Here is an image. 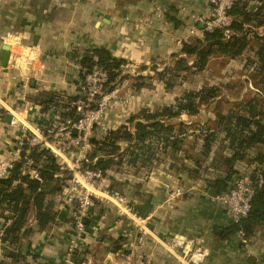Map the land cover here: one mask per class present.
<instances>
[{
    "label": "crops",
    "instance_id": "crops-1",
    "mask_svg": "<svg viewBox=\"0 0 264 264\" xmlns=\"http://www.w3.org/2000/svg\"><path fill=\"white\" fill-rule=\"evenodd\" d=\"M33 1L37 0H24L21 7L14 5L13 0H0V44L8 45L4 65L0 57V159L12 153V142L22 135L20 122L29 125V118L44 113L38 102H22L20 93L24 86L29 93L42 89L73 92L79 57L73 59L71 47L84 51L92 46H105L113 56L131 62L170 59L182 52V41L201 33L196 17L211 12L208 0H59L57 5H51V0H40L44 5L25 6ZM26 14L59 17L46 21L33 19L29 24L28 18L22 17ZM104 15L107 21L101 18ZM69 21L81 32L79 35L68 28ZM142 90L141 86L137 91ZM132 102L130 106L115 103L108 109L106 117L111 121V128L138 109H133ZM14 119L16 123L9 125ZM169 163L156 162L137 182L139 203L143 204L141 212L150 215L145 242L139 248L145 256L141 264H179L169 249V243L177 236L189 239L193 248L207 247L205 264H264L262 234L256 232L247 245L240 242L237 234L219 238L215 230L220 231L229 222L222 206L200 183L181 197H175L172 191L177 184ZM174 174L189 178L183 168ZM205 181L207 186L211 184V180ZM27 222L35 228L32 217ZM100 223L103 224L95 218L85 227L78 239L83 249L89 247L93 251ZM58 229L53 221L21 238L22 250L24 242H28L25 264H61L65 245L59 240ZM127 233L129 229L124 235ZM8 260L0 242V261ZM109 261L105 264H113Z\"/></svg>",
    "mask_w": 264,
    "mask_h": 264
},
{
    "label": "trees",
    "instance_id": "trees-1",
    "mask_svg": "<svg viewBox=\"0 0 264 264\" xmlns=\"http://www.w3.org/2000/svg\"><path fill=\"white\" fill-rule=\"evenodd\" d=\"M230 11L235 16L232 23L234 33L225 37L220 29L207 30L201 27L200 37L182 41L181 51L193 56L192 64L187 65L185 58L179 57L173 65L164 67L162 71L155 70V73L165 80L169 88L173 83L170 76L180 69L200 70L213 53L236 57L249 48L253 53L246 57L245 64L254 65L250 75L261 92L231 101L225 110L220 109L219 105L229 100L218 98L209 101L208 105L214 113L213 124L200 125L196 132L189 129L190 125L180 115L197 112L199 104L215 96L220 86L185 89L173 102L154 108L142 107L130 113L119 125L97 137H91L90 149L81 163L83 166L100 170L102 174L110 169H130L133 174L139 175L142 170L148 171L170 154L173 156L169 163L172 172L183 168L191 177L202 165L198 158H194V151H197L212 159L209 168L215 169V174L207 179L217 187V193L233 182L235 165L239 163L247 165L257 162L254 169L261 167L264 178V32L259 34L251 28L264 24V0H235ZM251 34L255 39L253 44L248 39ZM124 62L125 58L113 56L105 46H92L86 48L78 58V76L83 78L96 64L105 70V84L111 87ZM143 78L139 75V79ZM142 85L143 80L135 82L134 86L139 88ZM54 95L55 92L48 91L46 98L37 99L41 111L48 108V103L59 106ZM74 96L76 94L69 97ZM72 110L60 107V115L72 116ZM192 135L194 140L189 143L188 137ZM214 153H219L218 159L211 156ZM27 159L31 160L28 168L35 171L37 177L23 166ZM216 161L222 163L223 169L215 165ZM69 176V170L56 161L47 147L28 145L22 139L19 157L12 162L7 175L0 177V217L8 220L3 226L0 242L4 256L9 259L0 261V264H25L24 259L29 251L23 252L21 238L54 221V196L59 194L65 178ZM29 217L34 219L35 228L27 222ZM83 223L87 224L86 219ZM257 227L264 234V179L253 194L248 214L238 222L229 221L220 231L216 229L215 234L225 239L242 231L250 239ZM123 240L124 237L114 239L117 243L111 250L119 249Z\"/></svg>",
    "mask_w": 264,
    "mask_h": 264
},
{
    "label": "rangeland",
    "instance_id": "rangeland-1",
    "mask_svg": "<svg viewBox=\"0 0 264 264\" xmlns=\"http://www.w3.org/2000/svg\"><path fill=\"white\" fill-rule=\"evenodd\" d=\"M23 1L24 0H13V4L22 7ZM57 1L59 0H51V5H57ZM32 4L44 5V2L37 0L33 1V3L26 4L25 6H30ZM51 5H49V7ZM51 9H53V6H51ZM16 17H19V15L17 14ZM22 17L28 18L26 23L32 24L33 19H43L46 21L50 18H56L59 16L56 14H26L22 15ZM106 17L107 16L104 15L101 18L105 19L104 21H107ZM54 22L60 21L56 20ZM67 23L68 28L72 32H75L76 35L81 33L75 30L76 28L74 27L72 21ZM251 28L259 34L264 32V24L260 26H252ZM200 36L201 33L191 36L188 40H193L194 38ZM248 39L250 44L254 43L255 39L252 34L249 35ZM77 48V46L71 47L70 52L74 55L73 59L75 57H79L83 52ZM252 53V50L249 48H247L244 53L236 57H231L221 53H213L209 55L208 61L203 69H180L176 74L170 76L172 77L171 79L173 83L169 88L166 87L165 80L160 78L155 73V70L162 71L164 67L173 65L175 60L179 57L185 58L187 65H191L193 56L181 52L170 59L163 57L153 58L148 63L125 61L120 65L118 73L114 81L111 83V87H109L110 84L106 85L104 82L100 90L95 93L99 94V96L96 97L95 94L93 95V98H95L94 103L100 101L99 108L90 111L91 106L94 103L90 105H86L84 103L81 104L79 108L80 114L88 116L89 118L91 117L92 120L91 126L86 129L85 135L79 131L76 132V137H72L66 135L65 133L60 134L56 128H53V131L45 136V140L51 142V144L55 147L53 145L52 146L59 151V154L56 156L57 162L62 166H68L72 173L71 178H65L59 194L54 196V206L52 208L54 218H57V220L54 219L55 225L59 227V240H61V242L65 245L64 253L61 255V264H105L108 260H110L109 262H112L113 264H141V260L143 261L145 257L143 256L144 252L139 249L141 245L135 248H130L125 245L128 237L130 236V238H132L137 230H135V227L130 224L129 217L125 213L126 211L124 207V205H126L135 211H141L143 204L139 203L140 184L137 182L138 180H142V178L139 177H144V170H142V173L140 172L139 175H135L132 171H130V169H110L101 177L91 178L93 184L99 189H103V182H107V189L112 194L113 198H105L103 195L100 198H95L90 193V197L93 198L91 207L85 208L80 206L84 200V185H87V175L86 166H83L80 161H78V158H80L85 151L90 149L91 145L88 141L89 138L97 137L103 133V130L111 128V121H109L106 117L108 109H110V107L115 103L120 104V106H124V104L128 103V106H130L131 103L133 104L132 101H134V105H132V107L133 109L138 107V109L135 110V112H137L143 106L154 108L165 103L173 102L174 98L180 95L185 89L196 90L205 86H220V89L215 96H210L208 101H204L199 104L197 112L182 113L180 115V118L185 123L190 125L189 129L198 132L200 125L208 124L211 126L213 124L214 113L213 109L208 105L209 101L218 98L229 100L228 103H220L219 105L220 109L225 110L230 106L229 104L231 101L248 98L253 96L255 93L261 92L250 75L253 71L254 65L245 64L246 57ZM74 61L77 62L76 60ZM76 66L79 68V63ZM139 75H142L144 78L139 79ZM94 77H97V74H95ZM141 80H143V90L139 92L137 91L138 88H135L134 85L135 82H139ZM74 81L75 83L72 93L66 92L65 90H55L54 96L56 97L59 106L48 103V110L44 111V113L39 115V117H35L36 119L27 118L30 121L29 124L34 126V123H37L40 124L42 129H45V127L50 125L53 120H61L62 116L59 113L60 107L64 110H69V108L72 110L73 103L71 99L73 97L70 98L69 96H73L77 93L76 88L78 86L83 85L84 88H86L92 84L91 79H89L88 82H84L78 75L75 76ZM21 91V100L24 104V100L28 102L34 100L35 102H38L36 99L46 98L47 92V90L42 89L36 91L35 93H29L26 86H24ZM121 109L124 110V108ZM72 113L75 114L73 110ZM125 119L126 118H124L122 122H124ZM9 125L14 124L9 123ZM57 125L62 126L63 123ZM21 129L24 130V127H21ZM64 130L65 129H62L60 131ZM200 137L203 138V136ZM188 139L189 143H192L194 136L192 135L188 137ZM120 144L122 143L120 142ZM219 150L221 151L220 147ZM251 154L253 155V152H251ZM213 155L215 157L214 159H218L219 153L211 154L212 157ZM194 158H198L202 165L198 167V172H194L193 176L189 178L180 177L177 174H174V172H172L169 168L172 176L174 177L173 179L175 183L179 186H184L187 190H189V188L194 189L195 186L193 185L198 183L202 184V186L207 189L210 185L215 186L213 183L207 186L205 181L207 177H212L213 174H215V169L212 170L209 168L212 161L211 157L202 156L197 151H194ZM171 159H173V156L169 154V156L163 159V161L170 162ZM186 162L189 163L188 160ZM30 163L31 161H26L23 166H25V168L32 173L33 171L28 168ZM256 164L257 162H252L247 165L244 163L236 164V174L243 170H253V167ZM189 165L192 166V163H189ZM215 165L223 169V165L219 161H216ZM72 187L75 188L68 191V188ZM186 192L188 191H185L175 197H181ZM116 197H119V199H116ZM80 212H83L81 216ZM142 213L148 214L147 212H143V210ZM80 217L86 219L87 221V224L82 223V229L75 227V221ZM95 218H97L98 222L103 223H100V228L96 233L98 240L93 244V251L89 247L83 249L78 239L82 237L85 227L88 225L90 220H94ZM106 225H109L107 229ZM128 229L130 230V233L124 235V232ZM259 230L260 228L257 227L256 232L261 233L264 237V234ZM119 237H124V240L121 242L119 249L112 251L111 248L116 246L117 243L113 240ZM252 240V237H250V239L248 238V243L252 242ZM40 256L41 255H38L37 257Z\"/></svg>",
    "mask_w": 264,
    "mask_h": 264
},
{
    "label": "built area",
    "instance_id": "built-area-1",
    "mask_svg": "<svg viewBox=\"0 0 264 264\" xmlns=\"http://www.w3.org/2000/svg\"><path fill=\"white\" fill-rule=\"evenodd\" d=\"M208 2L211 6L210 14H200L196 17V21L199 22L201 24V27L204 29H220L222 30L225 37H229L232 33H234L232 29V23L235 20V16L233 15V13H231L230 10L234 5L235 0H208ZM95 74H97V77H94ZM80 79L84 82H88V80L91 79L92 84L91 86H87L86 88H84L83 85H80L76 88V96L71 99L73 103L72 109L75 114L72 113V116H62L61 120L58 121L53 120V122H51L50 125L46 126L45 129H42L40 127V124L37 123H34V126H31L30 124L28 125L20 122V124L23 125L22 127H24V130H22V135L12 142V153L0 159V177L7 175L9 168L12 166V162L19 157L22 139H24L28 145H39V147H47L56 159L59 151L54 148L55 146L51 144V142L45 140V136L53 131V128H56L60 134L65 133L66 135L72 137H76V132L79 131H81L82 134L85 135L86 129L91 126L92 120L91 117L89 118L88 116L80 114L79 108L82 103L86 105L94 103L95 98H93V95L96 93V91H99L102 84L106 82V72L98 65L93 64L90 70L84 74V77ZM95 96L98 97L99 94H95ZM99 105L100 101L95 102L91 106L90 111L99 108ZM15 120L16 119H14V122L13 120H10V124L16 123ZM60 123H63V125L58 126L57 124ZM62 129L65 130L60 131ZM104 131L105 130H103V132ZM86 153L87 151H85L82 156L78 158V161H80V163H82V160L86 159ZM26 161L31 160L27 159ZM62 167L69 170V178H71V169L66 165ZM260 169L261 167L259 169H254L253 167V170L248 169L238 172L235 175L233 182L230 183V185H228L225 190L220 191L215 196H213V198H215L222 206L229 221L238 222L241 218L245 217L248 214L251 208L253 194L255 193L256 189L263 183L264 178ZM30 174L34 177H37L35 171ZM86 175L87 185H84V200L83 203L80 204V206L85 208L91 207L93 198L90 197V193L95 198H100L102 195L105 196V198H113L112 194L107 189V182H103V189H99L93 184L91 178L101 177L102 175H104L100 170H92L86 167ZM74 188L75 187L68 188V191ZM185 191H187V188H185L184 186L176 185L173 188L172 192L175 196H178ZM116 199H119V197H116ZM124 207L126 211L124 212L129 217L130 224H132L135 227V230H137L132 238H130V236L128 237L125 245L130 248H135L145 242V236L148 232V221L150 215L142 213L141 211H135L131 207H127L126 205H124ZM82 213L83 212H80V216ZM83 220L84 218L81 217L77 219L75 221V227L78 229H82ZM7 221L8 220L2 219L0 223V236L3 231V226L5 223H7ZM236 234L239 236V240L241 243L245 245L248 244V237H246L242 231H238ZM199 241L202 242L203 238H199ZM169 249L174 253V256L177 258L179 264H205L206 257L208 255L207 247L199 246L193 248L190 244L189 239L183 236L175 237L174 240L169 243Z\"/></svg>",
    "mask_w": 264,
    "mask_h": 264
},
{
    "label": "water",
    "instance_id": "water-1",
    "mask_svg": "<svg viewBox=\"0 0 264 264\" xmlns=\"http://www.w3.org/2000/svg\"><path fill=\"white\" fill-rule=\"evenodd\" d=\"M255 5V4H253ZM7 49H8V45L6 43H2L0 44V57H1V64H5L6 62V58L8 56V52H7ZM7 117H9V115H7ZM217 187L216 186H213V185H210L209 188H208V195L210 196H215L217 194ZM27 247H28V242L25 241L24 244H23V252H25L27 250Z\"/></svg>",
    "mask_w": 264,
    "mask_h": 264
}]
</instances>
